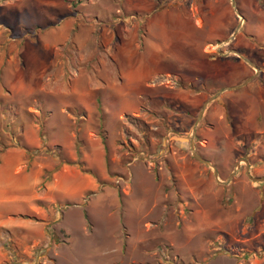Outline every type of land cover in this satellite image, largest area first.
Listing matches in <instances>:
<instances>
[{"label":"rangeland","instance_id":"1","mask_svg":"<svg viewBox=\"0 0 264 264\" xmlns=\"http://www.w3.org/2000/svg\"><path fill=\"white\" fill-rule=\"evenodd\" d=\"M44 1L0 0V154L34 202L0 264H264V0ZM202 51L253 67L212 90ZM71 169L96 189L44 202Z\"/></svg>","mask_w":264,"mask_h":264},{"label":"crops","instance_id":"2","mask_svg":"<svg viewBox=\"0 0 264 264\" xmlns=\"http://www.w3.org/2000/svg\"><path fill=\"white\" fill-rule=\"evenodd\" d=\"M43 5L45 6V8L57 6V11H60L59 8H62L61 0H45L43 2ZM63 8L65 9L63 10L66 13L68 9L66 7ZM28 12L30 15L34 14V12L27 11V13ZM225 62L226 64H223L220 61V58L210 55L209 53H206L204 51L200 53V77H204L203 80L207 81L208 79L213 84H215L212 86V90L215 89L217 91L224 92L228 91L229 89H234L238 87L236 84L239 81H242L243 77H246L251 68L253 67V64L249 61H247V63L236 64V62L234 63L233 61H231V59H227L225 60ZM254 63L258 64L257 62ZM224 65H226L227 68H225ZM236 65L242 68L240 72L237 71ZM229 67L232 69V72L229 71ZM237 72L240 74H238ZM216 75L221 76V79L220 81L213 82V79H215ZM245 94L247 96H245L244 99L246 100V102H249L250 99H248V97L251 96V94L248 91H245ZM208 95V93L200 91V94L193 99L194 101L199 102L201 98H206ZM262 99L264 98L260 96L259 100L255 101L254 103V105L257 106V111L260 110L258 108H260V106L262 105ZM188 102L190 103V101ZM222 102L224 103V105L226 104L225 101ZM25 142L28 145V141ZM14 152H18V154L20 153L17 158L19 159L18 162H22L23 158L26 156V151H21V149L19 148H6L4 150V153L0 154V161L2 162L0 165V225H6V222H4L6 216H11L13 213L20 214L22 213V211L25 212L28 205L34 204L32 200L33 196L29 194V190L27 187L18 188L16 186L9 185L12 184L13 180L15 179V176H13V174L11 173L9 174L8 178L5 177L7 172L10 170V167H14L13 163H8V159L13 155ZM248 172H253V166L250 165V163H248V166L246 168V174H248ZM54 180L55 181L53 182L54 184H52V188L54 187L60 190V192L58 194L44 198L43 201L46 203L61 201L70 203H80L84 195L90 191L95 190L97 186L96 180H94L92 176L88 174H83L75 169H71L68 175L57 174Z\"/></svg>","mask_w":264,"mask_h":264},{"label":"water","instance_id":"3","mask_svg":"<svg viewBox=\"0 0 264 264\" xmlns=\"http://www.w3.org/2000/svg\"><path fill=\"white\" fill-rule=\"evenodd\" d=\"M235 5L233 4V7H234ZM234 37H231V39L230 40H232ZM219 54H222V53H220V51H219ZM237 88V87H236ZM213 99V98H212ZM211 100V99H210ZM208 103V102H207ZM206 104V103H205ZM204 109V108H203ZM202 112H203V110L201 111V113H200V116H199V118L202 116ZM193 133H194V130H193ZM194 139V137H192V139H191V141ZM194 157L196 158V159H199L196 155H194Z\"/></svg>","mask_w":264,"mask_h":264}]
</instances>
